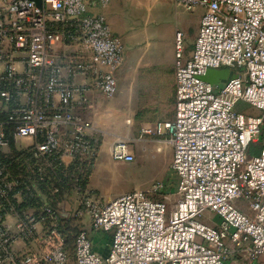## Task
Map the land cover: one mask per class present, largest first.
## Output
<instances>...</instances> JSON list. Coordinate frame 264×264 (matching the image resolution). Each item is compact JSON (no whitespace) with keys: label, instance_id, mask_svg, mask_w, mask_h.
I'll list each match as a JSON object with an SVG mask.
<instances>
[{"label":"built area","instance_id":"obj_1","mask_svg":"<svg viewBox=\"0 0 264 264\" xmlns=\"http://www.w3.org/2000/svg\"><path fill=\"white\" fill-rule=\"evenodd\" d=\"M111 1L0 0V264H67L58 208L42 205L39 218V182L73 169L91 228L111 233L102 258L80 229L75 264H264V0H173L204 13L187 60L175 35L173 119L141 135L171 146L175 198L135 190L100 204L85 188L98 148L81 111L90 93H116L122 42L88 12ZM222 68L235 76L205 79ZM241 104L259 114L239 112ZM110 155L134 160L127 141Z\"/></svg>","mask_w":264,"mask_h":264},{"label":"crops","instance_id":"obj_2","mask_svg":"<svg viewBox=\"0 0 264 264\" xmlns=\"http://www.w3.org/2000/svg\"><path fill=\"white\" fill-rule=\"evenodd\" d=\"M88 12L102 14L105 17L111 33L121 40L124 49V60L116 75L117 87L114 98L107 99L100 94L90 93L88 106L81 111V116L91 124L89 134L96 141L98 148L96 156L92 159L93 166L85 188L92 200L107 204L123 194L138 190L135 185L132 191H114V185L123 178L117 171L118 167L121 164H132L135 155L128 145L134 160L114 161L110 155L111 146L121 140L129 144L128 140L132 136L131 127L136 124L137 116L144 110L143 122L151 123L144 124L142 128L156 121L173 119L175 35L180 33L182 36V57L187 60L191 56L204 11L196 9L193 12H186L173 0H112L105 8L94 6L90 7ZM141 137L146 138V142L155 141L152 140L154 138L156 143H165L171 151V164L172 148L165 137L142 136L140 131ZM156 151L160 152L161 147H157ZM112 165L115 167L114 170ZM170 173L175 179L176 186V177L171 168ZM107 176L111 183L109 187L104 186V179ZM71 189L73 190L71 198L67 197V201H61L56 206L60 219L70 220L79 229L86 230L93 251L105 258L111 245V233L94 231L91 228L88 215L79 205L75 187ZM47 204L39 190V218L42 217L41 206ZM80 211L82 213H79ZM43 225H39L40 233L42 228L45 229ZM13 246L20 251L28 248L21 241H16ZM67 264H74L73 259L71 261L68 258Z\"/></svg>","mask_w":264,"mask_h":264},{"label":"rangeland","instance_id":"obj_3","mask_svg":"<svg viewBox=\"0 0 264 264\" xmlns=\"http://www.w3.org/2000/svg\"><path fill=\"white\" fill-rule=\"evenodd\" d=\"M234 76V70L229 68H222L208 72L205 79L208 80L212 85H217L225 84L229 79L233 78ZM226 79L228 80L224 82ZM236 109L245 115L247 114L256 116L259 114L258 111L244 105H237ZM144 115L145 110L137 116V122H135L136 124L131 127V139L128 140V145L130 146L135 155V161L132 164H121V166L118 167L117 171L122 175L123 178L120 179L118 183L114 185V191H128L131 190L133 186L136 187L135 185H137L136 189L138 190H145L151 192L153 191V189H155L154 192L150 194L151 198L155 200L174 199L175 179L170 173V148L165 143H156V139L154 138H152V140L155 141L152 142H146V138L144 137L140 138V131L142 129V126H144V124L151 123L150 121H147L148 123L143 122V120L145 119ZM263 137L264 128L261 129V134L258 139L261 140ZM157 147H161L160 152L156 151ZM258 147V143L251 145L247 155L254 156L256 154L254 152V149L257 150ZM112 167V170H114L115 167L113 165ZM90 173L91 169L89 175ZM63 174L68 185H71V182H74L72 177L78 176L79 171L73 169ZM54 177L58 179L56 180L57 182L63 183L62 179H64V177L62 179H59V176L56 175H54ZM104 181V186L109 187L111 185L108 176L105 177ZM69 191L70 192L66 191L63 201H67V197L71 198L73 190L71 189ZM202 222L206 225H212L210 222H207L205 220H202ZM69 252L70 256H68V258H70L71 261L73 259L75 264L74 252L72 253V250H69Z\"/></svg>","mask_w":264,"mask_h":264},{"label":"trees","instance_id":"obj_4","mask_svg":"<svg viewBox=\"0 0 264 264\" xmlns=\"http://www.w3.org/2000/svg\"><path fill=\"white\" fill-rule=\"evenodd\" d=\"M259 147L257 150L254 149V152L258 154ZM255 154V155H256ZM71 171V170H70ZM52 172H49L51 174ZM57 170L55 172L56 176H59V179H62L64 177V174ZM74 182H71V185H68L65 177L62 179L63 183L57 182L54 176L50 175V177L44 178L43 181L39 182V190L40 194L45 198V201L51 205L56 207V205L59 203L58 201H63L64 195L67 192H70L71 188H73L76 184V181L80 182V175L76 177H72ZM64 180V181H63ZM77 185L82 186L83 184L77 183ZM73 186V187H72ZM54 189H57L58 191L56 193H52ZM79 227L72 221L67 220L65 218L59 220V231L62 233L64 236V241H65V251L68 256H70L69 250L73 251V242L75 237L77 236L79 232Z\"/></svg>","mask_w":264,"mask_h":264},{"label":"water","instance_id":"obj_5","mask_svg":"<svg viewBox=\"0 0 264 264\" xmlns=\"http://www.w3.org/2000/svg\"><path fill=\"white\" fill-rule=\"evenodd\" d=\"M36 2V4L40 7L41 6V0H33Z\"/></svg>","mask_w":264,"mask_h":264}]
</instances>
